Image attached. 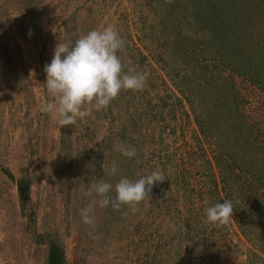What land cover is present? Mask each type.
<instances>
[{"label": "rangeland", "instance_id": "obj_1", "mask_svg": "<svg viewBox=\"0 0 264 264\" xmlns=\"http://www.w3.org/2000/svg\"><path fill=\"white\" fill-rule=\"evenodd\" d=\"M179 1L0 0V264H209L219 255L221 264H264V187L256 190L263 173L241 165L264 172V91L226 60L241 49L233 36L253 48L264 44V0H225L232 26L223 59L217 46L213 59V49L201 43L206 33L186 24L191 16L165 9ZM107 26L125 41L118 55L140 72L150 70L145 87L122 90L107 109L61 127L41 112L51 99L45 65L59 41L74 43ZM177 46L183 61L173 83L169 61ZM240 52L241 66L257 63ZM114 145L134 148L136 156ZM113 161L114 176L105 172ZM157 168L169 178L135 214L126 205L102 208L95 194L84 195L100 179L115 186L121 177L135 181ZM223 169L229 178L244 173L253 188L229 197L220 183L221 194L214 193ZM26 178L23 207L16 182ZM166 197L178 198L171 210L179 213V228L181 217L193 220L185 230L192 229V243L163 220ZM230 198L231 223L208 224L204 201ZM89 206L92 225L80 216Z\"/></svg>", "mask_w": 264, "mask_h": 264}, {"label": "clouds", "instance_id": "obj_2", "mask_svg": "<svg viewBox=\"0 0 264 264\" xmlns=\"http://www.w3.org/2000/svg\"><path fill=\"white\" fill-rule=\"evenodd\" d=\"M124 48V39L112 26L91 30L74 43L59 41L51 62L44 68V85L51 99L41 106V112L56 118L61 127L70 126L77 118L89 116L93 110L107 109L122 90L142 91L150 70L140 72L130 60L124 61L118 55ZM114 148L125 157L136 156L134 148L125 145H114ZM117 171L115 161L110 171L105 169L106 174L113 176ZM168 178L157 168L135 181L121 177L115 186L100 179L84 195L95 194L102 208L111 205L114 210H119L126 205L135 214L142 203L151 201L153 187ZM113 191L115 195H112ZM204 205L208 224L221 227L231 223L235 209L231 199L214 204L205 200ZM91 213V206L80 210L84 224L94 223ZM169 227L176 230L174 222Z\"/></svg>", "mask_w": 264, "mask_h": 264}, {"label": "trees", "instance_id": "obj_3", "mask_svg": "<svg viewBox=\"0 0 264 264\" xmlns=\"http://www.w3.org/2000/svg\"><path fill=\"white\" fill-rule=\"evenodd\" d=\"M179 1V0H177ZM187 1V2H186ZM180 4H177L176 2H174V5L172 6H167L168 11L171 12V14H173L174 12L177 13H181V15H183L184 19H187L189 16L190 20H187L186 24H189L191 29L194 31V29L197 30V32L199 33H206L202 40L201 43L207 47L208 49H213L210 50V54H212V58L214 59V48L217 46L218 47V52L217 55L219 58L223 59V55L222 52L224 50V48L229 46V39H228V33H230V28L232 26L231 21L228 20L227 17V10H226V5H225V0H181L179 1ZM170 5V4H169ZM222 10H224L225 13H222ZM264 13V11H263ZM261 13V14H263ZM234 22L237 21V19H233ZM184 24V25H186ZM162 34L166 35L167 37H169V34L167 33L166 28L162 31ZM168 40V38H165L164 41L166 42ZM233 41L236 42V44H238V48L240 50H236V53L232 54L231 56H226L230 64V68L232 69H236L235 71L238 73H241L242 75L248 76L249 80L255 84V85H259L258 87L264 91V44H260L258 45L256 42V46L255 48H253V45L250 44L248 46L246 45H242L241 43H238L236 41V39L233 36ZM232 41V42H233ZM162 42V43H165ZM159 43H161V40H159ZM237 48V49H238ZM186 50L190 51L191 56H194V51H192L191 49H187ZM242 50H246V53H252V55L256 58L255 62L257 60V63H254L252 61L246 62L248 63V65H243L241 66L240 64V60L238 59L239 54L241 53L240 51ZM177 54H175L173 56V58L170 57L169 61L171 63V66H173V72L175 73L174 76H172V81L173 83L178 81V74H179V70L178 68H180V65H182V61H183V56L180 52V47L177 46ZM224 53V51H223ZM171 55V54H169ZM226 55V54H224ZM252 57V56H251ZM223 62H226L225 60ZM227 63V62H226ZM184 80V78L182 79ZM189 80V79H188ZM179 83V82H177ZM178 85V84H177ZM246 142H248V139H245ZM254 140V139H253ZM171 158V157H168ZM219 161H222L221 158L218 157ZM243 161H241V165L243 166V170L246 171H252L254 173L257 174L258 171H260V174L263 173L261 176H259L258 178V189L256 190H262V188L264 187V172L261 171V168H255L254 170H252L254 167L250 165V167H245L246 165H248V162L245 163V165H243ZM240 165V166H241ZM264 168V167H263ZM164 172L167 171L166 168L163 169ZM182 171V170H181ZM9 176L13 179V175L9 174ZM221 181H215L214 183V193L220 195L221 194V190L224 191L227 195L231 194L230 192H234L237 194V196H245L247 195L246 193H248L252 188H253V181H251L249 178H245L244 173H237L234 177H228L227 175H224V169L221 171ZM185 180V178H183ZM220 183L222 185V189L220 190ZM20 197H21V201H22V205L23 207H25V203L27 200V197L30 193V181H28V179H20L16 182ZM169 186L171 185V183L168 184ZM243 186L245 187V189L243 188ZM256 190H252V192H256ZM229 196V195H228ZM233 195H230L229 197H232ZM251 198V197H250ZM167 199V197H166ZM232 199V198H230ZM232 200H235V197H233ZM178 198H174L173 200L170 198H168L165 203H163L162 205L164 206V208H166L163 212V220H171L172 222H174L176 224V228L180 229V237L182 239V241H187L188 243H192L193 241H195L194 239V235L192 236V229L191 231L185 232V230L189 229V228H193V220L186 217V218H182L181 220L183 221V223L185 224V226H180L178 225L179 220H177V215L179 213L172 214L171 208L173 206V204H178ZM189 234V235H188ZM188 235V236H187ZM44 236H39L38 237V241H36L38 244H42L43 243V238ZM221 260H224L222 257L217 258V261L213 260V258L211 259V261L209 262V264H213V262H215V264H221Z\"/></svg>", "mask_w": 264, "mask_h": 264}]
</instances>
